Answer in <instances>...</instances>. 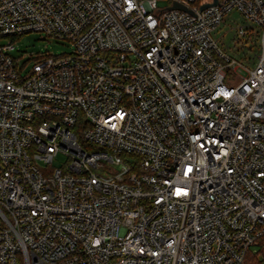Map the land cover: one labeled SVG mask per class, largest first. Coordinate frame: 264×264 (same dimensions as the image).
<instances>
[{"label":"built area","instance_id":"obj_1","mask_svg":"<svg viewBox=\"0 0 264 264\" xmlns=\"http://www.w3.org/2000/svg\"><path fill=\"white\" fill-rule=\"evenodd\" d=\"M159 1L0 0V264L264 259V0Z\"/></svg>","mask_w":264,"mask_h":264},{"label":"rangeland","instance_id":"obj_2","mask_svg":"<svg viewBox=\"0 0 264 264\" xmlns=\"http://www.w3.org/2000/svg\"><path fill=\"white\" fill-rule=\"evenodd\" d=\"M168 6V2L166 0L159 1V7ZM229 27H223L221 35L224 32L228 31ZM218 36H220L218 34ZM232 33H228L224 39V45L232 44ZM6 42H9L10 39H4ZM15 50L13 51V55L17 57H23V61L26 58L31 57L32 55H36L38 53H50L51 55H60L64 53H70L72 51L71 44L68 42L45 38L44 35L38 33H30L26 34L14 42ZM31 65V64H30ZM65 162V158L62 155H59L53 163V167L59 168L62 167ZM251 256L256 257L260 264H264L263 256L261 255V250L257 247H253L251 249ZM251 258V257H249ZM248 258V259H249ZM247 263V262H246Z\"/></svg>","mask_w":264,"mask_h":264},{"label":"water","instance_id":"obj_3","mask_svg":"<svg viewBox=\"0 0 264 264\" xmlns=\"http://www.w3.org/2000/svg\"><path fill=\"white\" fill-rule=\"evenodd\" d=\"M218 2H219V0H213V3H208V4H205V5H202L201 9H205L206 7H210V6L217 5ZM170 9H181V10H186L185 7H183L182 5L177 4V3H175Z\"/></svg>","mask_w":264,"mask_h":264},{"label":"trees","instance_id":"obj_4","mask_svg":"<svg viewBox=\"0 0 264 264\" xmlns=\"http://www.w3.org/2000/svg\"><path fill=\"white\" fill-rule=\"evenodd\" d=\"M262 247L264 248V240L262 241ZM251 258L248 259L246 264H260L256 257L250 256Z\"/></svg>","mask_w":264,"mask_h":264}]
</instances>
